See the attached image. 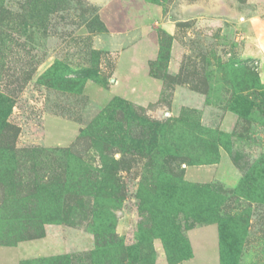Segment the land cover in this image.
Masks as SVG:
<instances>
[{
  "label": "rangeland",
  "instance_id": "1",
  "mask_svg": "<svg viewBox=\"0 0 264 264\" xmlns=\"http://www.w3.org/2000/svg\"><path fill=\"white\" fill-rule=\"evenodd\" d=\"M207 225L264 264V0H0V264H179Z\"/></svg>",
  "mask_w": 264,
  "mask_h": 264
},
{
  "label": "crops",
  "instance_id": "2",
  "mask_svg": "<svg viewBox=\"0 0 264 264\" xmlns=\"http://www.w3.org/2000/svg\"><path fill=\"white\" fill-rule=\"evenodd\" d=\"M209 226H215V225H207V226H203L202 228H206ZM215 228L217 231L216 239H214L213 230L209 239H206L205 238L206 236L203 239H198V236L194 238V235L192 234L197 228L191 229L188 232V236H187L191 255L188 259L183 260L179 264H220L221 263L220 237L218 235V229L216 226ZM20 250L24 251V249L21 248Z\"/></svg>",
  "mask_w": 264,
  "mask_h": 264
},
{
  "label": "trees",
  "instance_id": "3",
  "mask_svg": "<svg viewBox=\"0 0 264 264\" xmlns=\"http://www.w3.org/2000/svg\"><path fill=\"white\" fill-rule=\"evenodd\" d=\"M73 93L74 94H80L81 90L73 91ZM118 101H119L118 99L112 100V102H110V104H108V106L106 107V109L104 110L103 113L104 114H109L111 111H113V109L115 107H117ZM193 129H194L193 132L196 133L197 135H203V133H206V131L203 130L202 128H200V126H198V124L195 127H193ZM81 134L83 135V129H81V131H80V136H81ZM158 154H160V153H158ZM195 163L196 162H194L193 164H195ZM210 163H214V162H210ZM203 187L204 186H201V187L195 186V187H193V189L196 190V191H201V190H203ZM205 188H206L207 191L210 189V187L207 186V185L205 186ZM17 241H19V240H12L11 242L9 240V241H6L4 243V245H6V246H15ZM32 263H36V264H51V262L48 259H45V258L37 259L34 262L29 261V260L21 261L19 264H32ZM53 264H54V262H53Z\"/></svg>",
  "mask_w": 264,
  "mask_h": 264
}]
</instances>
